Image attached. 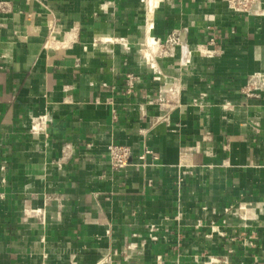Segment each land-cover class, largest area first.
Here are the masks:
<instances>
[{"label": "crops", "instance_id": "obj_1", "mask_svg": "<svg viewBox=\"0 0 264 264\" xmlns=\"http://www.w3.org/2000/svg\"><path fill=\"white\" fill-rule=\"evenodd\" d=\"M150 29L160 39L183 31L190 51L185 65L180 49L160 60L159 81L139 49ZM210 37L216 54H199ZM256 72L264 10L234 14L223 0H0V264H264V91L240 93ZM127 73L140 79L131 95ZM170 82L179 88L171 108L152 104ZM118 144L131 150L122 171L109 164ZM245 204L246 221L226 211ZM212 224L223 238H209Z\"/></svg>", "mask_w": 264, "mask_h": 264}, {"label": "built area", "instance_id": "obj_2", "mask_svg": "<svg viewBox=\"0 0 264 264\" xmlns=\"http://www.w3.org/2000/svg\"><path fill=\"white\" fill-rule=\"evenodd\" d=\"M223 2L227 5V8L234 14H242L246 16H260L263 14L264 10V0H223ZM153 29V28H152ZM152 29H150V43L144 44L142 41L139 43V49L143 58V61L145 65L153 72V74L156 76L154 78L155 81H159L161 79V69L159 67V61L169 58H174L177 49H180L181 55V63L182 64H188L189 58H183V54L187 53V56H189V49L188 45L185 44V40L183 39V31L181 30H174L170 32L164 39L157 38L151 34ZM149 36V33L147 34ZM143 39V38H142ZM104 43L109 44H115L121 47V49L124 52H129L130 48L128 44L126 43L125 39H107L104 40L102 38V41ZM214 44V39L210 37L207 41V45H198L196 47V51L199 54L203 55H213L216 54L214 51H210L207 47L212 46ZM140 79L137 75L133 73H127L124 76V81L122 85V92L126 95L133 94L135 87L139 84ZM164 91H160V95L153 100L152 104L157 105H164L167 109L171 108L170 103L175 101L179 96V88L172 82L163 84V87H160ZM264 91V74L262 73H254L250 75L243 87L240 90L241 95L252 98V97H258L261 95V93ZM166 94V96H165ZM163 95V97H162ZM41 126V120L38 118H33L31 120V128L30 132L31 135L36 137L40 132ZM151 152L149 150H145L143 154L139 157L140 160H144L145 156L150 154ZM108 156H109V164L111 168L115 171H122L125 168H127L130 163L129 159L131 156V150L126 145H110L108 148ZM155 158V157H154ZM180 178V176H179ZM252 207L248 205H239L234 208H230L226 210L228 213H231L233 216L238 217L241 221H246L247 217L249 216L248 212ZM43 217V215H42ZM149 237L148 240L150 242L158 241L157 236L153 233L155 232L154 226H150L149 228ZM210 233L208 234L209 238H211L213 235H216L220 238H223L225 236V233L221 231L217 226L213 225L211 226ZM244 233H239L238 231H235L232 240L237 241L241 239L243 242V236ZM243 236V237H242ZM248 237V244H250ZM143 244V243H142ZM135 248V246L128 245L126 247V250H132ZM227 258L221 257V258H214L211 257L208 260V264H227Z\"/></svg>", "mask_w": 264, "mask_h": 264}, {"label": "rangeland", "instance_id": "obj_3", "mask_svg": "<svg viewBox=\"0 0 264 264\" xmlns=\"http://www.w3.org/2000/svg\"><path fill=\"white\" fill-rule=\"evenodd\" d=\"M143 1L147 2V0H143ZM152 1H153V0H148L149 3L152 2Z\"/></svg>", "mask_w": 264, "mask_h": 264}]
</instances>
